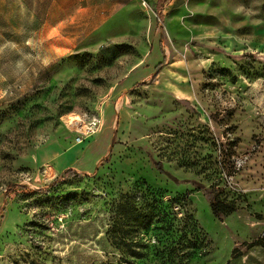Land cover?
I'll use <instances>...</instances> for the list:
<instances>
[{
  "label": "rangeland",
  "instance_id": "374dc122",
  "mask_svg": "<svg viewBox=\"0 0 264 264\" xmlns=\"http://www.w3.org/2000/svg\"><path fill=\"white\" fill-rule=\"evenodd\" d=\"M141 181L206 233L187 264H264V0H0V264L116 263Z\"/></svg>",
  "mask_w": 264,
  "mask_h": 264
},
{
  "label": "trees",
  "instance_id": "16d2710c",
  "mask_svg": "<svg viewBox=\"0 0 264 264\" xmlns=\"http://www.w3.org/2000/svg\"><path fill=\"white\" fill-rule=\"evenodd\" d=\"M163 66L162 62L158 63L150 80L138 86L152 84ZM153 165L161 170L159 163ZM165 194L162 189L141 181L135 183L131 191L111 201L109 236L111 246L119 254L117 262L111 264H187L196 255L207 254L210 243L206 233L196 219L184 211L183 198ZM180 208L182 211L178 213ZM210 209L215 216L235 211L233 204L217 196L213 197ZM256 242H264V237Z\"/></svg>",
  "mask_w": 264,
  "mask_h": 264
},
{
  "label": "built area",
  "instance_id": "2783aa9c",
  "mask_svg": "<svg viewBox=\"0 0 264 264\" xmlns=\"http://www.w3.org/2000/svg\"><path fill=\"white\" fill-rule=\"evenodd\" d=\"M73 122L74 124L70 123L69 125L71 126L72 132L75 134L74 141L76 144H81L83 141L92 137L98 132L101 126L100 117L95 116L87 120L78 117V121L75 120Z\"/></svg>",
  "mask_w": 264,
  "mask_h": 264
},
{
  "label": "crops",
  "instance_id": "0c3cea01",
  "mask_svg": "<svg viewBox=\"0 0 264 264\" xmlns=\"http://www.w3.org/2000/svg\"><path fill=\"white\" fill-rule=\"evenodd\" d=\"M149 5L151 6V9L155 10V11H162V9L166 6L167 3L171 2L172 4L180 2V1H184V0H166V1H162V0H147ZM160 42V41H159ZM156 67V66H155ZM155 69V68H154ZM161 71V70H160ZM159 71V72H160ZM154 73V72H153ZM152 73V74H153ZM158 75V74H157ZM151 78V77H150ZM101 120V118H100ZM75 137V135H74ZM73 137V138H74ZM113 137H111L112 140Z\"/></svg>",
  "mask_w": 264,
  "mask_h": 264
},
{
  "label": "bare ground",
  "instance_id": "6f19581e",
  "mask_svg": "<svg viewBox=\"0 0 264 264\" xmlns=\"http://www.w3.org/2000/svg\"><path fill=\"white\" fill-rule=\"evenodd\" d=\"M72 120H74V119H72Z\"/></svg>",
  "mask_w": 264,
  "mask_h": 264
}]
</instances>
